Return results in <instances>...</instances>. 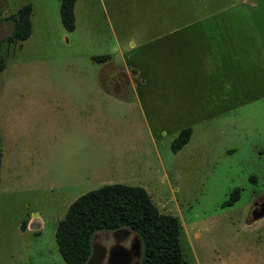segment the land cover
Masks as SVG:
<instances>
[{"label":"rangeland","instance_id":"374dc122","mask_svg":"<svg viewBox=\"0 0 264 264\" xmlns=\"http://www.w3.org/2000/svg\"><path fill=\"white\" fill-rule=\"evenodd\" d=\"M27 4L31 34L8 42ZM59 7L0 0V264H65L58 221L109 184L142 187L177 218L185 264H264V214L253 217L264 204V0H76L72 32ZM176 27L233 30L209 37L228 43L210 48L225 80L208 107L190 105L177 53L144 35ZM102 55L111 63L92 60ZM183 127L190 140L174 153ZM90 246L87 263L123 249L141 264L129 228L95 231Z\"/></svg>","mask_w":264,"mask_h":264},{"label":"trees","instance_id":"16d2710c","mask_svg":"<svg viewBox=\"0 0 264 264\" xmlns=\"http://www.w3.org/2000/svg\"><path fill=\"white\" fill-rule=\"evenodd\" d=\"M76 0H60V20L67 32L74 30L73 6ZM31 5L20 7L13 19V33L8 42H22L31 34ZM107 56H93L104 62ZM4 63L0 60V71ZM191 129H182L171 143L176 153L189 141ZM2 151L0 147V167ZM239 197L235 188L222 206L233 205ZM121 227L135 232L142 244L141 264H185L179 242L180 225L176 217L159 212L147 192L139 186L104 185L76 198L55 229L57 250L65 264H86L90 238L98 230Z\"/></svg>","mask_w":264,"mask_h":264},{"label":"crops","instance_id":"0c3cea01","mask_svg":"<svg viewBox=\"0 0 264 264\" xmlns=\"http://www.w3.org/2000/svg\"><path fill=\"white\" fill-rule=\"evenodd\" d=\"M231 31L233 30L230 28L200 29V28H189V27H176V28H162L159 30L148 29L144 33V35L146 36V40H152V43L161 42L159 44H162L163 46L171 47V49L173 50L172 52L177 53L175 60L179 61L177 64L178 72L180 74L179 76H182L185 73L187 75L186 83L192 85L186 87V93H190L189 94L190 97L189 95H187L189 98L188 99L189 103L191 106L195 104L197 108H200L199 106H201L202 102H203L202 106L205 105L208 107L209 103H212L214 100L219 99L218 96L220 95V93L218 92V90L220 89L219 84L225 80L224 78L220 79V77L218 76V72L222 70L221 67L218 68L216 75L214 73V62L216 61L217 58L215 57L213 51L210 48L213 46L214 43L218 45H223L224 43H228L226 41L227 39L225 38L211 39L209 37H226L230 35ZM179 47H184V52H178ZM104 63L110 64L111 58L107 56V59L104 61ZM113 70L114 72L112 73H115L114 75L117 77L118 75L117 73L120 74V72L116 69ZM177 91L183 92L181 87H179ZM112 94L116 95L118 93H112ZM189 128L191 129V127ZM182 129H184V127ZM182 129H180L178 133ZM191 134H192V129H191Z\"/></svg>","mask_w":264,"mask_h":264},{"label":"water","instance_id":"95a60500","mask_svg":"<svg viewBox=\"0 0 264 264\" xmlns=\"http://www.w3.org/2000/svg\"><path fill=\"white\" fill-rule=\"evenodd\" d=\"M264 214V204L261 208L255 212H253V217L256 219ZM101 255V254H100ZM100 255L98 257L90 259L87 264H99L100 262ZM130 261V257L128 253L123 249H115L111 252L109 264H128Z\"/></svg>","mask_w":264,"mask_h":264},{"label":"flooded vegetation","instance_id":"af4514ba","mask_svg":"<svg viewBox=\"0 0 264 264\" xmlns=\"http://www.w3.org/2000/svg\"><path fill=\"white\" fill-rule=\"evenodd\" d=\"M256 206H258V204L255 205V208H256Z\"/></svg>","mask_w":264,"mask_h":264}]
</instances>
